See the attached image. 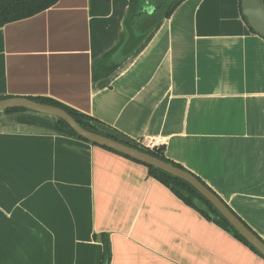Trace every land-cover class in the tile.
<instances>
[{
    "label": "crops",
    "instance_id": "crops-1",
    "mask_svg": "<svg viewBox=\"0 0 264 264\" xmlns=\"http://www.w3.org/2000/svg\"><path fill=\"white\" fill-rule=\"evenodd\" d=\"M128 0H57L0 28V98L59 103L198 178L264 242V40L239 0H186L122 60ZM111 52H113L111 54ZM110 53L118 67L93 80ZM0 113V264H264L141 163Z\"/></svg>",
    "mask_w": 264,
    "mask_h": 264
},
{
    "label": "trees",
    "instance_id": "trees-1",
    "mask_svg": "<svg viewBox=\"0 0 264 264\" xmlns=\"http://www.w3.org/2000/svg\"><path fill=\"white\" fill-rule=\"evenodd\" d=\"M184 1L186 0H128L129 2L128 9L125 18L123 20V31L120 35L119 44L117 45V48L113 50V52L119 51L122 54L123 57L121 61L126 59L136 50V48H138L141 42L148 36V34L155 28V26L158 23H160L161 20L168 19L177 9V7H179L181 3H183ZM56 2L57 0H0V28L8 23L31 18L51 8L56 4ZM113 52H111V54ZM111 54L107 53L94 62L92 69L93 80L96 81L98 79L109 76V74H111L118 67L119 63L115 64L111 62V58H110ZM3 99L6 98H0V100ZM28 99L40 104L61 108L66 113H68L72 118H74L83 128L87 130H94L90 126V123L97 121L88 116L77 113L76 111L69 109L51 100L39 99V98H28ZM18 112H24V111L14 109V110L5 111L4 113L9 114V113H18ZM18 121L21 123H29V124L43 126L52 129L54 131L67 134L79 140L85 141L80 137H78L64 122L60 120H56L55 123L51 125L32 121V120H25V119H20ZM135 148L140 151H144L149 155L158 158L168 164H171L174 167L183 169L179 165L167 160L164 157L163 147H160L156 151H150L135 143ZM106 150L115 153L114 151H111L109 149ZM123 157L131 161H134L126 156ZM144 166L147 168L150 177H152L159 183L169 188V190L177 198H179L185 205L196 210L207 221L213 222L215 225L219 226L223 230L231 233L235 239L243 243L255 254H257L259 257L264 259L242 237H240L236 231H234L230 227V225L219 215V213L204 198H202L187 183H185L180 179L174 178L166 173H163L162 171L154 169L152 167L146 165ZM101 242L103 246V251H102V258L100 264H109L111 252H110V245L108 239L105 236H102Z\"/></svg>",
    "mask_w": 264,
    "mask_h": 264
},
{
    "label": "water",
    "instance_id": "water-1",
    "mask_svg": "<svg viewBox=\"0 0 264 264\" xmlns=\"http://www.w3.org/2000/svg\"><path fill=\"white\" fill-rule=\"evenodd\" d=\"M239 7L241 17L249 30L264 40V0H239ZM14 109L60 120L78 137L92 145L109 149L184 181L204 198L230 227L264 258V242L235 216L217 195L205 187L191 173L136 149L133 140L103 124L91 122L90 126L94 130H87L61 108L40 104L27 98L16 97L0 100V113Z\"/></svg>",
    "mask_w": 264,
    "mask_h": 264
},
{
    "label": "built area",
    "instance_id": "built-area-1",
    "mask_svg": "<svg viewBox=\"0 0 264 264\" xmlns=\"http://www.w3.org/2000/svg\"><path fill=\"white\" fill-rule=\"evenodd\" d=\"M137 143L139 146L147 149V150H150V151H156L158 150L161 146H159L158 142H135Z\"/></svg>",
    "mask_w": 264,
    "mask_h": 264
}]
</instances>
